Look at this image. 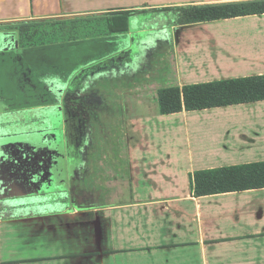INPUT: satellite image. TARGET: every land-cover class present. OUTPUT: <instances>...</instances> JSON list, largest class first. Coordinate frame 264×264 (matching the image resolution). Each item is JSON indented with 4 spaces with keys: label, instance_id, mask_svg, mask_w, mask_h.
<instances>
[{
    "label": "crops",
    "instance_id": "obj_1",
    "mask_svg": "<svg viewBox=\"0 0 264 264\" xmlns=\"http://www.w3.org/2000/svg\"><path fill=\"white\" fill-rule=\"evenodd\" d=\"M253 1L258 0H0V104L6 98L14 104L24 98L36 99L35 104L27 102L20 108H0V139L5 131L2 121L7 117L15 121L13 115L17 113L37 114L47 109L49 104L37 99L50 95L54 77L59 80L61 97L56 103L59 111H64L74 75L70 77V71H65L68 65L58 66L38 58L36 53L42 52L55 59L49 51L51 43L34 39L38 26L59 24L65 29L63 25L68 23L92 19L107 23L108 18L128 16V34L135 30L129 24L140 21L139 33L165 30L166 35L171 34L180 72L186 75L192 71L200 78L211 79L203 82L184 75L188 82L185 85L205 84L264 75V15L176 26L173 13L162 9ZM133 12L139 13L128 15ZM149 21L155 26L149 27ZM104 35L112 34L107 28ZM196 38H205L207 55L222 56L233 70L249 60L255 61V70L232 71L241 74L226 76L211 71L217 62L214 57L211 64L189 62V57L200 53ZM244 39L261 43L260 48L252 59L242 55L236 60L233 48L241 46ZM152 41L158 45V40ZM145 51L139 55L144 56ZM126 53L118 50L116 61L106 57L103 63L96 62L94 69L91 65L84 67L88 69L85 73L105 64L107 69L115 67L114 72L122 71L117 75V88L130 87L127 92H117L109 80L117 92L114 101L122 112L119 115L128 120L121 124H125L122 141L114 139V145L120 142L122 150L114 149L117 154L108 159L102 147V157L94 165L70 170L77 176H70L67 189L73 185L78 192L65 193L63 200L52 198L51 208L41 204L48 202L47 196L32 197L34 202L27 198L17 204L32 210L17 212L13 211L15 206H7L8 199L0 197V264H264V189L201 198L192 192V176L198 171L264 162V111H229L233 107L264 108V102L163 116L145 96L135 98L133 90L144 81L133 82L125 77L138 63L133 61L130 66ZM141 59L139 62L144 63ZM147 63L136 76L148 71L151 63ZM216 66L221 69L220 64ZM102 71L98 70L95 78L89 75L91 72L86 73L80 83L99 80ZM151 119L160 126L151 127ZM14 121L12 125L19 123ZM30 121L37 122L38 118L30 117ZM163 124L173 127L164 128ZM85 168L90 169L92 177L83 173ZM85 197L98 203H75ZM39 200L41 203H37Z\"/></svg>",
    "mask_w": 264,
    "mask_h": 264
},
{
    "label": "rangeland",
    "instance_id": "obj_2",
    "mask_svg": "<svg viewBox=\"0 0 264 264\" xmlns=\"http://www.w3.org/2000/svg\"><path fill=\"white\" fill-rule=\"evenodd\" d=\"M171 18V17H169ZM161 21V20H160ZM131 22V21H130ZM151 21H149V27L155 26V24H150ZM131 28H134V31H131V34L124 33V34H116V35H104L108 28V23H105L104 20H85L84 22L80 23H68L66 25H63L65 27L62 28V25L55 24L51 26H38V31L34 35L35 40H39L38 43L43 44H52V49L49 51L52 52L54 55H58V62L60 64H56L58 66H63V64L68 65V69H65V71H70V77L74 75L76 79L78 78L77 75L85 73V70H88L84 67L91 65L93 66L92 69L95 68L94 64L96 62L103 63L105 58L113 59L116 61L118 59L119 54L118 50L124 49L126 51L127 56L126 60H131V63L138 62L135 64L136 67L130 68V71L128 74L125 75V77H128L130 80L134 82V80H141L144 81L142 84H138L133 91L135 94V98H139V96H145L148 99V103L150 105L158 106V91L160 89L168 88V87H180L183 88L185 84H188V82L184 79L185 76L188 79V77L196 78L198 81H210L211 79L207 78H200V75L197 73L194 75L192 71H189L186 73V75L180 72L179 68L176 66V51L174 46V39L171 36V34L166 35V31L162 30L160 33H155V31H145L144 33H139L137 30L140 28L141 21L138 23H135L134 25L129 24ZM80 27V28H75ZM254 27V26H253ZM255 29V28H254ZM64 30V33H62ZM163 32V33H162ZM166 32V33H164ZM163 34V37H161ZM64 37H63V36ZM103 35V36H102ZM166 36H168V40L166 39L164 42H159V39H164ZM161 37V38H160ZM152 39L158 40V45L156 46L155 43L152 44V42H155V40L152 41ZM44 40V41H43ZM152 41V42H151ZM45 42V43H44ZM147 43L149 45H146V48L141 46L142 43ZM150 42V43H149ZM196 47L199 46L198 49L199 55L189 57L188 61L192 63V61H195L197 64H202L206 61L211 64L210 59L214 57V60L217 61L214 63L215 67H212L211 71L215 72L214 74H225L226 76H238L241 73H231L232 71L237 72H252L254 67L252 66V63L254 64L255 61H245L242 66H238L235 70L232 69V66H229L227 63H224L225 60L222 56L215 55L211 57L210 55H207L209 52L208 48V42L205 38H196ZM261 43L254 42L249 40H242L241 46H238L236 49L233 48V52L235 55L233 56L234 59L239 60L242 55H248L247 59H252L253 57L251 55H256L255 52L259 50ZM264 46V45H261ZM148 47V48H147ZM110 49V51H108ZM126 49V50H125ZM146 49V51H145ZM207 49V50H206ZM145 51L144 56H140L139 54L141 52ZM112 56L110 57V55ZM138 54V55H137ZM149 54L151 55L150 60H147ZM86 57L88 58L87 61ZM135 57V58H134ZM55 58V57H53ZM64 58V59H63ZM142 58V59H141ZM124 59V60H125ZM142 60L144 63L139 62V60ZM147 62H150V66L147 68L148 71L140 76V67H143L144 65H148ZM147 63V64H146ZM216 63L220 64L221 69H218L216 66ZM179 65V64H178ZM67 68V67H66ZM84 68V69H83ZM103 68V67H102ZM115 68V67H114ZM113 67H110V69L103 68L104 70L103 75H101V78L99 80H94L95 82L90 84L92 79H90L89 82L85 83L87 85H90L91 89H87V92H95L98 90L99 93L101 92V96H103L105 100V104H102V107L108 108V111H99L100 106H97L96 104L90 105L89 109L87 110L91 115V129L94 133V142L95 147L98 145L97 142H99L100 146L102 143V140H100L102 136V132L108 131L111 135H114V137H109L112 139H115L117 137L120 139V142L122 141V137L124 136L123 128L125 130V124L128 122L127 119H124L125 115L120 114L122 113L121 110H119L118 106L119 104H116L117 92H125L126 90L129 91L130 87H127L129 89H118L116 92L115 88H112L111 82H114L117 84V75L119 74V69L117 71H113ZM101 69V68H100ZM178 69V74H177ZM218 69V70H217ZM58 70V69H57ZM99 70V69H98ZM134 70V71H133ZM91 72V73H90ZM111 72V73H110ZM122 72V71H120ZM132 72V73H131ZM86 73H90L93 78L98 72L96 70H91ZM110 73V76H109ZM116 75L115 77L113 76ZM58 72H56L55 76H57ZM251 74V73H249ZM68 75V74H67ZM67 75L65 74V78L67 79ZM185 75V76H184ZM34 76L36 77V74L34 72ZM72 77V78H74ZM91 77V78H92ZM123 78V77H122ZM113 79V81H112ZM109 80L111 82H109ZM190 80V79H189ZM42 81L41 76H39V82ZM58 78H55L52 80V87L50 89V95H45L43 98L37 99V101L43 100L46 101L49 105L53 104L55 101H58L59 97V88L57 87L58 84ZM4 84L7 83L6 80L3 81ZM70 84L72 85V79L70 80ZM127 92V91H126ZM119 94V93H118ZM121 94H119L120 96ZM6 96H4L5 98ZM41 97V96H40ZM61 98V97H60ZM71 99V96L69 97V94H67L65 98V102H68ZM156 100V103L154 101ZM36 99H30L24 98V100L16 101L15 104L10 101V99L3 101L0 104V108H4L5 110H9V108H20L24 105L29 104V102H33L34 104ZM113 101V102H112ZM126 103V102H124ZM67 104V103H66ZM127 104V103H126ZM125 104V105H126ZM58 104H55V106ZM159 108V106H158ZM241 108V107H233L229 109V111L240 113V112H249V111H264V108ZM57 113H59L60 108H56ZM55 113V112H54ZM96 113V114H95ZM51 114V111H40L37 114H34L33 112L29 111H23L21 113H17L13 115L19 123H14L12 125L11 117H7L4 119L3 126H4V137L0 139V156L3 158V166L2 169L0 168V197L6 198L7 200V206L14 207L15 209L13 211L17 212H24L32 210L31 207H20L19 201L20 199L29 198L34 202L32 197H37L36 195H50L47 196V203L42 202L41 199L37 203H41L43 207L51 208L53 207V204L51 201H53L52 198H58L62 197V195L59 194V192H63L69 183V179L67 177L66 170L64 172V168L62 169L61 180H56V182L53 184V176L54 174H49L48 172H56V170H53L54 164V157L57 156V148L52 143H50L48 140V134H45L44 138L42 139L40 136V130L44 129L46 127L45 121L43 118L49 117ZM5 115V114H4ZM142 115V114H141ZM17 116V117H16ZM36 117L39 121L32 123L30 121V117ZM121 116L123 118H121ZM5 118V117H4ZM19 118V119H18ZM15 119V121H16ZM124 119V121H123ZM14 121V122H15ZM122 122H124V126L121 125ZM2 124V123H0ZM151 127H158L160 126L159 123H154L151 119L150 123ZM148 127V126H147ZM164 128H172V126H168L163 124ZM19 135V137L16 138H10L7 137L8 135ZM21 135V136H20ZM117 135V136H116ZM103 137V136H102ZM120 142L119 145H115L117 152L122 150ZM3 149V150H1ZM113 149V150H114ZM12 151H17L18 155L17 157H13ZM117 152H110L113 154H117ZM52 155V156H51ZM23 160V171L27 169H31L33 175L32 179V189L31 187H27L25 184V177L21 175L20 176H11L13 174V171L18 172V175H20L18 169L20 168L18 161ZM39 161V163H35V168H33L34 160ZM29 169V170H30ZM25 172V171H24ZM48 176V179L50 183L43 184L40 180L42 176L46 175ZM71 174V173H70ZM75 174V173H74ZM65 175V176H64ZM69 175V174H68ZM72 178L76 179V176L71 174ZM74 176V177H73ZM66 177V178H65ZM60 179V178H59ZM58 181V182H57ZM74 180L70 181V184L73 183ZM61 186V188H57V185ZM56 186V187H55ZM84 188L87 187V185H83ZM57 192V196H53V193ZM17 196L19 199H17ZM15 197L14 199H12ZM52 197V198H51ZM93 197V196H92ZM92 197H85L86 199H76L75 203L87 205V204H95V202L98 203V201ZM12 200V201H10ZM22 201V200H21ZM27 201V200H26ZM36 203V204H37ZM35 204V206H36ZM41 208L40 206H37ZM17 208V209H16ZM35 209V208H34Z\"/></svg>",
    "mask_w": 264,
    "mask_h": 264
},
{
    "label": "trees",
    "instance_id": "obj_3",
    "mask_svg": "<svg viewBox=\"0 0 264 264\" xmlns=\"http://www.w3.org/2000/svg\"><path fill=\"white\" fill-rule=\"evenodd\" d=\"M162 10L173 13L176 26H189L264 15V0ZM127 17L121 15L115 19L108 18V32L112 35L127 33ZM157 99L160 114L163 116L184 110L202 111L264 102V75L185 85L183 88L168 87L158 91ZM259 189H264V162L202 170L192 176V192L196 198Z\"/></svg>",
    "mask_w": 264,
    "mask_h": 264
},
{
    "label": "flooded vegetation",
    "instance_id": "obj_4",
    "mask_svg": "<svg viewBox=\"0 0 264 264\" xmlns=\"http://www.w3.org/2000/svg\"><path fill=\"white\" fill-rule=\"evenodd\" d=\"M36 55L38 56L39 59L44 60L45 62L53 63L55 65L59 64L57 60L58 55H53L55 59L47 58V56L43 55L42 52L41 53L38 52L36 53ZM105 65L106 66L104 67H107V64ZM126 70L129 71V68H127ZM119 74H122V72H120ZM85 75L86 73H83V74L77 75L78 76L77 79L76 77L72 78L73 84L72 85L70 84L69 89H68V94H69V97L71 96V99L68 102H66L67 104L65 103L63 113L60 111L59 113H57L56 108L57 107L60 108V105L58 104L55 106V104H57L55 101V103L48 105L46 109V111H51L50 116L47 118H43L45 121V124H46V121H47V124L44 129L40 130L41 131L40 136L43 139L45 134H48L47 141L52 143L58 149L57 156L55 155L53 157L51 155L55 161L54 162L55 165L51 169L53 170L57 169V171L48 172L49 174L55 173L53 176V181H52L53 184L56 182V180L59 181L62 179V177L60 176L63 171L62 170L63 168H64V172L66 170V173L69 174V175L67 174V177L69 178L71 175L70 170L82 169L87 166H92L96 162H98L100 158L102 157V153H101L102 147L106 149V152L104 154L105 158L113 159V156H114L113 153H110V152H113V149L115 147L114 139L111 140V138H109V137H112V135L110 136V133L108 131L101 133L103 137L101 136L100 140H102L103 145L101 144L100 146L99 142H97L98 145L95 147L94 139L96 136H94V133L91 129V124L89 122L91 121V115L89 113L90 111L88 112L87 110L89 109V106L93 104L100 106L99 111L101 110L108 111V108L102 107L101 103L104 102L103 104H105V100L103 96H101L102 94L101 92L99 93L98 90L96 91L97 93L95 92L93 93L91 92V90L90 92H87V89H91L90 85L80 83ZM94 82L95 81H91L90 84ZM117 87L118 86L115 84L116 89H118ZM7 137L16 138V137H19V135H8ZM36 162L39 163L38 159L34 160L33 168H35L34 166ZM3 163H4L3 158L2 156H0V168L1 169H2ZM18 164L20 165L19 166L20 168L18 169V171L20 172L19 173L20 175H18V172L13 171V174L11 176L21 177V175L23 176V174L26 175L27 173L25 177L26 179L25 184L27 187H31L33 185L31 178H34L36 176L32 177L33 173L30 168H29L30 170L27 169V171L26 170H24L25 172L23 171V167H22L23 160L22 159L21 161H19ZM89 170L90 169H87V168L83 170L84 171L83 173L87 177H90L92 175V173ZM45 177L48 179L47 173L46 175L42 176L40 180H43ZM59 187L61 188L60 184L57 185L55 189ZM67 187L69 188V186H66L65 190L62 193L59 192V194L62 195V197L58 196L57 199H60V200L65 199L64 197L65 193H68V192L77 194L78 191L76 188L75 189L73 188V185L71 186L72 188L70 190L67 189ZM57 194H58L57 192H54L52 197L57 196ZM46 195L47 194L45 195L37 194L36 196L46 197ZM47 196H50V195H47Z\"/></svg>",
    "mask_w": 264,
    "mask_h": 264
},
{
    "label": "water",
    "instance_id": "obj_5",
    "mask_svg": "<svg viewBox=\"0 0 264 264\" xmlns=\"http://www.w3.org/2000/svg\"><path fill=\"white\" fill-rule=\"evenodd\" d=\"M12 155H13V157H17L18 152H17V151H12ZM18 163H19V161H18ZM26 175H27V173H26ZM26 175L23 174L24 177H26ZM42 183H43V184H47V183L49 184L50 182H49V180L45 177V178L42 180Z\"/></svg>",
    "mask_w": 264,
    "mask_h": 264
}]
</instances>
